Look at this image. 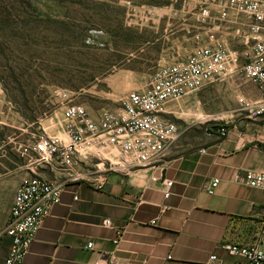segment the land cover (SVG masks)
Masks as SVG:
<instances>
[{
  "label": "crops",
  "instance_id": "0c3cea01",
  "mask_svg": "<svg viewBox=\"0 0 264 264\" xmlns=\"http://www.w3.org/2000/svg\"><path fill=\"white\" fill-rule=\"evenodd\" d=\"M245 81L228 75L182 100L183 110L211 101L214 112L206 118L227 121L226 136L205 135L207 124L185 120L158 160L127 173L110 172L102 189L69 185L43 218L22 264H105L111 258L114 264H205L210 254L232 264L235 257L221 245L250 243L264 220V187L240 179L245 171L264 172V113L248 118L226 108L235 94L259 97ZM16 169L0 162V264L9 251L4 228L22 177ZM30 171L59 177L40 165ZM215 178L218 185L209 194L206 184Z\"/></svg>",
  "mask_w": 264,
  "mask_h": 264
},
{
  "label": "built area",
  "instance_id": "2783aa9c",
  "mask_svg": "<svg viewBox=\"0 0 264 264\" xmlns=\"http://www.w3.org/2000/svg\"><path fill=\"white\" fill-rule=\"evenodd\" d=\"M180 5L193 11L200 23L192 35L194 45L184 57L156 67L146 85L129 91L119 108L92 115L74 100V92L53 89L60 101L59 131L43 128L19 144L18 152L31 166L52 169L59 177L47 179L30 168L21 177L4 228L10 238L4 264H22L43 218L69 185L102 189L110 172L127 173L158 160L180 134L171 116L173 104L185 96L240 74L256 87L259 97L240 96L239 110L248 118L264 113V0H180ZM207 120L206 135L226 136L227 121ZM240 179L250 187H264V172L245 171ZM218 182L217 178L207 182V193L212 194ZM170 185L166 181L165 196ZM260 214L264 216V209ZM221 248L235 257L232 264H264V220L250 243H223ZM114 263L111 258L105 264ZM205 264H221V260L210 254Z\"/></svg>",
  "mask_w": 264,
  "mask_h": 264
},
{
  "label": "rangeland",
  "instance_id": "374dc122",
  "mask_svg": "<svg viewBox=\"0 0 264 264\" xmlns=\"http://www.w3.org/2000/svg\"><path fill=\"white\" fill-rule=\"evenodd\" d=\"M199 24L180 0H0V162L24 176L31 162L18 145L59 131L54 88L74 92L92 115L119 108L156 67L189 52ZM239 97L227 110L242 113ZM182 100L171 116L178 125H205L214 112L211 101L183 110Z\"/></svg>",
  "mask_w": 264,
  "mask_h": 264
},
{
  "label": "trees",
  "instance_id": "16d2710c",
  "mask_svg": "<svg viewBox=\"0 0 264 264\" xmlns=\"http://www.w3.org/2000/svg\"><path fill=\"white\" fill-rule=\"evenodd\" d=\"M207 128V127H206Z\"/></svg>",
  "mask_w": 264,
  "mask_h": 264
}]
</instances>
